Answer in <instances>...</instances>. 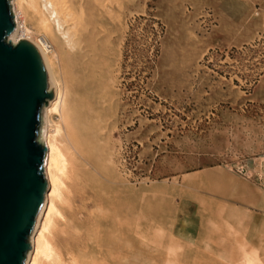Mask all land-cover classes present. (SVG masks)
<instances>
[{"label": "rangeland", "instance_id": "374dc122", "mask_svg": "<svg viewBox=\"0 0 264 264\" xmlns=\"http://www.w3.org/2000/svg\"><path fill=\"white\" fill-rule=\"evenodd\" d=\"M122 4L118 21H108L102 65L111 104L105 112H113L109 153L120 176L138 192L140 207L151 203L155 238L167 229L179 264L189 250H210L193 235L201 223L241 229L259 248L264 0ZM42 124L41 115L40 134ZM197 208L209 215L202 219Z\"/></svg>", "mask_w": 264, "mask_h": 264}, {"label": "bare ground", "instance_id": "6f19581e", "mask_svg": "<svg viewBox=\"0 0 264 264\" xmlns=\"http://www.w3.org/2000/svg\"><path fill=\"white\" fill-rule=\"evenodd\" d=\"M11 6L17 32L9 40L38 46L50 94L40 134L47 182L24 264H179L167 229L163 240L155 238L153 206L140 207L109 153L113 112H105L111 104L102 65L108 21H118L122 0H12ZM219 224L194 229L210 250H189L184 264H264L262 241L256 248L241 229Z\"/></svg>", "mask_w": 264, "mask_h": 264}, {"label": "water", "instance_id": "95a60500", "mask_svg": "<svg viewBox=\"0 0 264 264\" xmlns=\"http://www.w3.org/2000/svg\"><path fill=\"white\" fill-rule=\"evenodd\" d=\"M16 32L11 0H0V264L25 263L47 182L39 140L47 67L32 40H9Z\"/></svg>", "mask_w": 264, "mask_h": 264}]
</instances>
